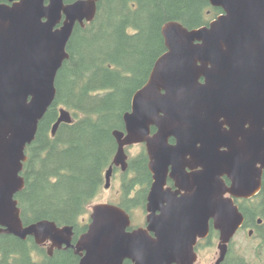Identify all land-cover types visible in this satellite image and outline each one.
Returning <instances> with one entry per match:
<instances>
[{
	"label": "water",
	"instance_id": "water-1",
	"mask_svg": "<svg viewBox=\"0 0 264 264\" xmlns=\"http://www.w3.org/2000/svg\"><path fill=\"white\" fill-rule=\"evenodd\" d=\"M2 1L1 225L23 239L35 236L39 243L51 240L72 247L82 256L79 264H195L196 243L208 237L213 220L221 239L216 264H221L243 221L224 195L251 198L262 186L264 0H209L223 13L208 26H163L167 52L133 96L131 111L124 115L125 130L114 132L118 150L105 184L109 189L114 167L128 169L126 148L145 143L153 175L147 227L128 231L131 218L124 209L98 204L76 245L71 226L41 221L24 228L15 195L25 185L20 174L28 160L26 150L56 99V78L69 59L68 43L76 25L94 21L97 1ZM73 121L70 111L60 109L52 136L61 124ZM171 138L176 145L169 143ZM197 167L202 170L186 174V168ZM225 175L232 181L230 188ZM169 176L185 192L182 197L164 191Z\"/></svg>",
	"mask_w": 264,
	"mask_h": 264
},
{
	"label": "trees",
	"instance_id": "trees-1",
	"mask_svg": "<svg viewBox=\"0 0 264 264\" xmlns=\"http://www.w3.org/2000/svg\"><path fill=\"white\" fill-rule=\"evenodd\" d=\"M96 1V18L85 26L76 25L68 43L69 59L56 78V99L26 150L25 187L16 197L25 222L47 220L61 227L73 226L77 235L87 230L80 218L100 193L117 153L114 132L125 130L124 115L131 111L133 96L167 52L163 26L178 22L197 29L223 13L209 0ZM60 109L70 111L74 121L61 124L53 137L51 130ZM148 163L145 152L129 159L126 193L136 184L151 183ZM259 198L264 201V186ZM140 203L123 198L121 207L128 211ZM2 244L29 245L20 240ZM60 260L78 263L72 251L56 254L47 263ZM233 264L246 263L236 260Z\"/></svg>",
	"mask_w": 264,
	"mask_h": 264
},
{
	"label": "flooded vegetation",
	"instance_id": "flooded-vegetation-1",
	"mask_svg": "<svg viewBox=\"0 0 264 264\" xmlns=\"http://www.w3.org/2000/svg\"><path fill=\"white\" fill-rule=\"evenodd\" d=\"M246 127L248 128L249 125H247ZM153 129H155L154 132H153ZM223 129L226 131H229L230 127H228V125L226 124L225 125L223 124ZM155 132H156V128H152V134ZM169 143L171 145H176L177 141L175 138H171L169 140ZM137 145H140L143 147V152H145L148 157L146 144L141 143ZM198 147H200V145H198ZM222 151H227V149L223 148ZM188 158H190V156ZM148 161H149V157H148ZM127 162L129 163V156H128ZM148 166H149V163H148ZM114 169H117V170H113V175L119 171L118 169H120L121 172L123 173V178H122V183H121V190L119 191L120 192L119 193V198H120L119 203L117 205V203L115 202V203H111V205H116V206L121 207V201L123 200V198H127L128 200L137 199L139 203L141 202L139 207L130 208L128 209V211L121 207L128 213V215L131 218V227L129 228L128 231H133L138 228H146L147 227V216H148L147 204H148V198L151 192V187L153 184V175L151 171L149 170L152 176L151 183H149L147 186L136 184L133 187V189L129 190L128 193H126L127 191L125 187L128 184H125L124 181H125V176H126L125 174L127 173L128 170L123 171L120 167H114ZM201 170H202L201 167L192 168V169L186 168V174H194ZM22 172L20 176L24 179V177L22 176ZM105 178H106V175H105ZM263 178H264V173H263ZM263 178H262V186H261L259 193H257L255 196L251 198H238V197H234L230 193H226L224 195V198L232 200L234 206L237 208L238 213L241 214L243 221H242L241 226L237 229L232 239L228 243L226 257L221 264H228L227 262H229L230 264H233V262H235L236 260H242L246 264H259L261 259L264 257V203H263L264 201H262V198H259V196L261 195L263 186H264ZM223 180L225 182V185L228 188L232 186V181L228 176L225 175L223 177ZM24 183H25V180H24ZM164 191L165 192L170 191L171 194L176 196L177 198H180L182 197V195L185 194V192L179 188L176 179L171 178L170 176L167 179V183H166V186L164 187ZM19 193L15 195V200L18 202V208L20 209V203L16 199ZM103 204H108V203H103ZM139 208L143 209L147 213L145 227H138L137 225H134V221L132 220V212H134L136 209H139ZM20 218H21L24 228H27L33 224L41 222V221L31 222V223L25 222L23 220V214H22L21 209H20ZM42 221H47V220H42ZM89 224L90 223L85 224L87 225V228ZM58 227L63 228L61 226H58ZM73 228L74 229H73L72 245H76L79 238L85 232H83L80 235H77L76 228L75 227ZM216 239H218L219 241L218 242V249H219L220 244H221L220 232L215 229L213 220H211L210 221V231H209L208 237L204 239H198L196 246H195V252L198 256V260H199L200 249L207 247ZM13 240H20L22 242H26L29 245L24 248H20L18 246L6 247V246H3L2 244V243L11 242ZM240 240L243 243L246 242V244L250 245V252H251L250 254H252V257L246 256L241 251V245L239 243ZM68 251H72L74 253V255L78 258L77 264H79L82 256H80L76 252V250L73 249L72 247L68 248L67 245L65 244L58 246L54 244L51 240H47L46 242L39 243V241L37 240L35 236H28L26 239H23V238H20L10 233L7 227H4L0 223V264H51L50 262L47 263V260L54 258L56 254L60 255ZM252 258H254V262ZM126 262H130V261H126ZM126 262L124 264H126ZM57 264H67V263L65 262V260H62V261L60 260V262H58ZM130 264L132 263L130 262Z\"/></svg>",
	"mask_w": 264,
	"mask_h": 264
},
{
	"label": "rangeland",
	"instance_id": "rangeland-1",
	"mask_svg": "<svg viewBox=\"0 0 264 264\" xmlns=\"http://www.w3.org/2000/svg\"><path fill=\"white\" fill-rule=\"evenodd\" d=\"M141 153H143V147L140 145H136L133 147H130L127 150V154L130 158H134L136 156H139ZM116 172L111 178V185L109 189L105 188L106 182L104 181V185L98 194L97 198L94 200L92 205L89 207L88 213L80 218V223L88 224L90 222V215L92 214V208L98 204L103 203H119V191L121 190V183L123 178V173L120 169ZM146 216L147 213L139 208L136 209L134 212H132V220L134 221V225H137L138 227H145L146 224ZM218 239L214 240L210 245H208L205 248L200 249L199 251V260L195 264H216L217 259L219 258L220 251L218 249ZM241 245V251L248 257H252V254H250V245L243 243L241 240L239 241ZM246 244V245H245ZM241 252V253H242ZM253 262H254V258ZM251 260V259H249ZM250 262V261H249ZM259 264H264V257L261 259Z\"/></svg>",
	"mask_w": 264,
	"mask_h": 264
}]
</instances>
